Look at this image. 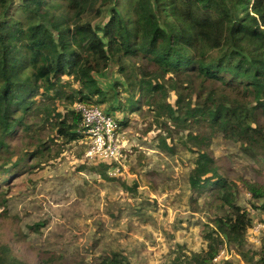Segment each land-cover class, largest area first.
<instances>
[{"label": "trees", "instance_id": "1", "mask_svg": "<svg viewBox=\"0 0 264 264\" xmlns=\"http://www.w3.org/2000/svg\"><path fill=\"white\" fill-rule=\"evenodd\" d=\"M110 64L122 80L103 91L95 76ZM113 97L120 127L145 108L165 133L156 135L158 149L173 152L168 139L177 138L195 154L191 209H201L202 197L212 225L192 260L232 264L231 256L213 261L228 247L243 264H264L263 250L245 247L253 217L237 204L241 188L264 213V172L233 177L211 144L218 134L239 143L264 168V0H0V188L85 143L75 103ZM109 165L90 170L112 179ZM9 245L0 243V264H86L39 255L29 262ZM95 262L130 264L117 251Z\"/></svg>", "mask_w": 264, "mask_h": 264}, {"label": "rangeland", "instance_id": "2", "mask_svg": "<svg viewBox=\"0 0 264 264\" xmlns=\"http://www.w3.org/2000/svg\"><path fill=\"white\" fill-rule=\"evenodd\" d=\"M95 77L103 91L122 80L113 64ZM173 101L171 94L167 102ZM98 106L117 119L123 115L111 109L117 106L116 97ZM58 109L63 113L67 107L61 103ZM127 122L118 133L123 152L106 169L112 179L90 170L99 162L85 158L84 140L69 144L53 159L42 160L33 171L9 179L0 188V243L10 244L29 262L39 255L43 260L63 256L67 262L74 258L94 264L100 256L117 251L130 264H197L192 259L202 251L205 227L212 223L202 197L201 209H191L187 175L195 154L177 138L168 139L173 152L158 149L156 135L165 133L150 124L152 117L145 108L130 113ZM211 144L219 163L233 177L240 174L253 180L258 179L255 172H264L239 143L218 134ZM251 202L250 193L239 188L237 204L248 208L253 217L245 245L250 254L264 251V237L259 239L254 230L264 213ZM227 250L232 264H243L232 248Z\"/></svg>", "mask_w": 264, "mask_h": 264}, {"label": "built area", "instance_id": "3", "mask_svg": "<svg viewBox=\"0 0 264 264\" xmlns=\"http://www.w3.org/2000/svg\"><path fill=\"white\" fill-rule=\"evenodd\" d=\"M73 110L81 114V122L75 131L85 137V158L108 165L117 161L123 152L118 139L121 127L117 118L98 105L75 103ZM254 230L258 237H264V223L257 222ZM254 241L259 243L258 239ZM225 253V250H221L213 261L216 262L222 255L226 259L228 256Z\"/></svg>", "mask_w": 264, "mask_h": 264}]
</instances>
